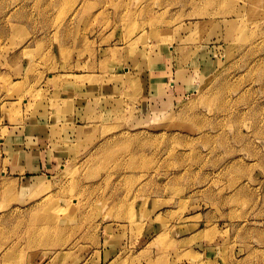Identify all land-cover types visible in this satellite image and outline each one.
<instances>
[{"label": "rangeland", "instance_id": "1", "mask_svg": "<svg viewBox=\"0 0 264 264\" xmlns=\"http://www.w3.org/2000/svg\"><path fill=\"white\" fill-rule=\"evenodd\" d=\"M186 257L264 264V0H0V264Z\"/></svg>", "mask_w": 264, "mask_h": 264}, {"label": "crops", "instance_id": "2", "mask_svg": "<svg viewBox=\"0 0 264 264\" xmlns=\"http://www.w3.org/2000/svg\"><path fill=\"white\" fill-rule=\"evenodd\" d=\"M172 87H167V89H171ZM20 150V149H19ZM19 152V151H18ZM20 153V152H19ZM20 155V154H19ZM22 156V155H21ZM24 176L22 175V177L21 178H23ZM187 226H189V225H187ZM190 237H192V236H188V239L190 238ZM190 252H192V253H194L193 252V250H190ZM247 257V254H245L244 256H243V258H242V255H238V258L237 259H245ZM114 258V257H113ZM112 258V259H113ZM192 258H196V259H198V260H201V261H204L205 260V263L208 261V260H212V261H217L218 263H219V260H221V258H225V256H204V257H202V259H201V257H192ZM176 259V258H175ZM171 261H174V259L173 258H171ZM153 262H155V259H153ZM179 264H193L191 261H190V259L188 258V257H186V258H183V260L182 261H180L179 262Z\"/></svg>", "mask_w": 264, "mask_h": 264}]
</instances>
